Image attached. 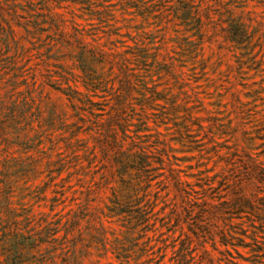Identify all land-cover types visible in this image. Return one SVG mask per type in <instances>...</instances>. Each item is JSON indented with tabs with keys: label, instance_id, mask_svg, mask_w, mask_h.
<instances>
[{
	"label": "trees",
	"instance_id": "1",
	"mask_svg": "<svg viewBox=\"0 0 264 264\" xmlns=\"http://www.w3.org/2000/svg\"><path fill=\"white\" fill-rule=\"evenodd\" d=\"M135 1L118 2L140 10L142 1ZM65 2L102 22L109 16L108 0H0V264H103L108 254L117 264H139L144 255L145 264H164L163 255L149 251L153 246L146 248L150 239L143 240L159 213L152 181L165 149L149 144L145 132L147 110L160 97L145 84L136 89L127 72L128 59L144 65L150 55L141 39L129 51L104 50L74 15H65ZM178 10L184 18L197 15L193 0H177ZM226 13L228 40L247 50L249 24L230 8ZM106 26L107 39L117 34ZM114 68L121 75L112 77ZM220 133L234 136L236 129ZM242 137L239 165L200 170L199 197L177 171L169 172L184 211L176 223L200 232L207 264L264 259V162L250 153L252 139ZM95 167L99 176L81 186L84 196L69 195L72 180ZM208 240L217 257L204 247ZM176 255L171 264H187L188 244Z\"/></svg>",
	"mask_w": 264,
	"mask_h": 264
},
{
	"label": "rangeland",
	"instance_id": "2",
	"mask_svg": "<svg viewBox=\"0 0 264 264\" xmlns=\"http://www.w3.org/2000/svg\"><path fill=\"white\" fill-rule=\"evenodd\" d=\"M118 1L108 0L109 16L105 22L94 15L83 14L77 4L65 2L62 11L67 17L74 15L82 31L93 35L104 50L111 48L121 53L129 51L137 39L145 43L150 57L144 65L136 59H128L127 72L133 74V81L138 83L136 89L145 84L155 88L160 97L147 110L150 129L145 133L149 135V144L165 151L159 176L152 181V191L159 197V213L143 240L150 239L146 248L153 246L149 251H156L157 257L163 255L164 264L174 263V259H178L176 251L186 243L187 264H207L203 247L196 240L200 232L193 233L194 228L188 230L187 223H176V215H183L184 211L169 172L170 169L177 171L191 194L199 197L202 191L200 170L209 167L217 172L228 166L227 161H237V155H242L246 145L242 137L244 132L252 139L250 153L264 162L263 0H193L197 15L191 13L187 18L183 11L178 10L176 14L177 0H140V10L133 2L122 9ZM228 8L241 14L249 24L252 36L247 50L227 38ZM106 23H110L117 33L108 39ZM87 39L90 40V36ZM154 54L156 59H151ZM127 56L130 57L128 53ZM32 59L35 62L38 58ZM116 74L121 75L114 68L112 77ZM135 97L136 112H139L141 98L138 93ZM227 127L236 129L234 136L220 133ZM178 131L183 132L180 135L184 138H180ZM186 132L191 136H186ZM155 140H165V143L155 144ZM190 140L195 142H187ZM239 164L237 161L236 165ZM96 170L95 167L81 171V176L71 182V191L75 193L69 195L83 197L84 187L81 186L92 184V179L97 180ZM196 212L195 206L193 214ZM262 235L264 241V233ZM204 247L211 256H218L210 240ZM239 250L244 257L250 254L248 248ZM108 255L101 262L117 264L111 254ZM146 258L144 255L136 262L145 264ZM258 260L252 262L240 258L238 263L264 264L263 258Z\"/></svg>",
	"mask_w": 264,
	"mask_h": 264
}]
</instances>
